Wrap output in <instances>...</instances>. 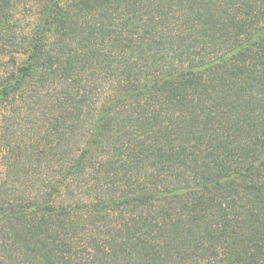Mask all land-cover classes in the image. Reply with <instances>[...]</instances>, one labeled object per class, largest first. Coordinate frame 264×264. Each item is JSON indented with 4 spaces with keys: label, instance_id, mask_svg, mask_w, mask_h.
<instances>
[{
    "label": "trees",
    "instance_id": "16d2710c",
    "mask_svg": "<svg viewBox=\"0 0 264 264\" xmlns=\"http://www.w3.org/2000/svg\"><path fill=\"white\" fill-rule=\"evenodd\" d=\"M0 264H264V0H0Z\"/></svg>",
    "mask_w": 264,
    "mask_h": 264
}]
</instances>
